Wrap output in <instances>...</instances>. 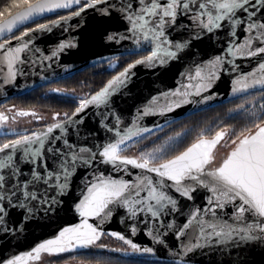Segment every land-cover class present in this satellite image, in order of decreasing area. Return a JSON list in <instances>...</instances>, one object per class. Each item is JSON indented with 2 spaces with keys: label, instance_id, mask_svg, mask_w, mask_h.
I'll return each instance as SVG.
<instances>
[{
  "label": "snow or ice",
  "instance_id": "snow-or-ice-1",
  "mask_svg": "<svg viewBox=\"0 0 264 264\" xmlns=\"http://www.w3.org/2000/svg\"><path fill=\"white\" fill-rule=\"evenodd\" d=\"M74 5L79 10H73L72 16H80L86 9H93L102 16L118 15L130 26L128 32L136 42H143L146 49L150 48L151 51L143 59L136 60L135 64H129L124 71L113 76L90 98L82 99L73 116H78L90 105H108L110 98L126 86L131 69L136 65H164L182 55L195 56L196 53L192 52L195 42L202 41L204 36L211 40V34L224 30L225 25H228L231 37L237 36V27L240 28V34L246 36L242 44L229 49L232 55L252 49L254 42L258 46L248 50L247 56L264 54V0H8L0 11V37L6 33L13 34L14 29L20 25L34 21L45 13L72 9ZM13 9L21 10L13 12ZM68 18L61 17V20ZM185 19L199 31L191 34L188 39L170 40L173 31L187 27L182 23ZM56 23L58 21H52L53 25ZM46 29L50 30L49 25L38 23L35 29L23 31L19 36L13 34L11 39L23 41L29 32ZM114 38L111 35L107 37L109 40ZM11 39L5 38L0 43V51L8 66L5 82L15 80L14 65L23 63L20 54L28 48V43L11 46ZM67 46L61 44L59 47L63 49ZM222 63L221 56H216L207 64L196 63L194 75L190 69L188 76L189 81L194 80L196 83L190 82L184 86L186 89L194 88V93L177 90L172 95L200 96L202 91L212 87ZM259 70L264 73V63L259 64ZM251 76L250 83L247 76L234 81L237 87L232 91L244 92L257 85L264 89V75L255 78L256 73H252ZM183 103L190 101L184 100ZM239 107L243 109L244 105ZM260 109L264 110V104L260 105ZM150 111L151 107H147L144 114ZM16 115L35 116V113L21 111ZM65 115L64 123H54L47 127L46 132L23 135L0 146V233L19 230L39 212L47 214L54 211L55 206L62 203V197L69 194L78 165L88 167L99 157L101 163L110 164L122 171H127L126 166L131 165L142 172L137 175L135 182L106 178L103 174L94 176L86 184V194L82 192L83 198L74 205V210L85 219L75 227L63 228L55 239L40 243L27 253V258L39 261L41 253H63L76 246L87 247L93 244L102 233L98 227L88 223L87 218L99 217L104 220L118 209H124L130 218L139 215L143 221L148 216L150 220L163 223L161 217L180 210L175 194L190 201L199 188L208 190L211 196L206 200L207 207L190 213L191 218L179 230V235H184V230L192 228L197 235L196 242L184 244L181 251L176 253L177 257L182 256L186 260L189 254L198 249L218 246L223 250L227 246V255L231 257L235 254L236 259L229 258L221 264H248L245 252L250 253L257 247L264 250V116L257 117L259 123L239 132L230 127H221L214 133L202 130L183 151L168 158L158 154L167 156L169 151L174 152L175 149L170 148V145L182 133L177 132L175 137H168L164 145L150 151L141 150L137 157L131 158L121 155L124 151L122 145L126 146V141L140 137L142 133H152L151 128H128L123 135L117 131L118 139L115 142L101 145L102 151H93L89 147L69 142L68 139H63L61 146L57 142L62 140V136L49 135L54 129H60L63 133L65 123L83 122L82 118L73 121L72 117ZM251 115L256 116V113ZM5 119L0 114V122ZM119 123L117 118L116 124ZM222 149L226 151L221 156L219 152ZM143 173H154L159 179ZM218 210L227 211V218L218 216ZM201 213L210 214V219H203ZM166 227L172 228V224ZM135 231L133 227L132 232ZM111 235L129 244L133 251H141L123 235L114 232ZM202 238L206 243H200ZM156 239L158 243H163L158 237ZM143 252L150 253L152 249L144 248ZM24 259L15 256L0 261V264H21ZM176 264H181V261L178 259Z\"/></svg>",
  "mask_w": 264,
  "mask_h": 264
},
{
  "label": "water",
  "instance_id": "water-1",
  "mask_svg": "<svg viewBox=\"0 0 264 264\" xmlns=\"http://www.w3.org/2000/svg\"><path fill=\"white\" fill-rule=\"evenodd\" d=\"M73 10L78 11V6L74 5L72 9H58L45 13L43 16L35 18L34 21H28L24 25H20L17 29H14V35L42 19L65 13L63 16L43 23L49 25L50 30L29 32V35L24 37L23 41L18 42L11 39L13 34L6 33L4 37H0V43H3L5 38L11 39V46L28 43V48L20 54L23 63L14 65L16 78L11 82H5L8 75V66L3 59V52L0 51V104L39 87L71 77L97 64L111 61L109 65L113 67L116 65L114 61L118 58L144 54L138 58L143 59L150 54L151 49H146L143 42L140 44L136 42L135 38L128 32L130 26L118 15L102 16L93 9H86L80 16H72ZM61 17L69 18L61 20ZM52 21H58V23L53 25ZM182 23L187 27L173 31L169 36L170 40L188 39L191 34L199 31L187 19L183 20ZM36 27L29 29H35ZM235 31L237 36L231 37L228 33V25H225L224 30L211 34V40L204 36L203 40L196 41V46L192 48V52L196 53L195 56L182 55L181 58L169 60L164 65L159 63L155 66L136 65L131 69L126 86L110 98L108 105L100 107L90 105L78 116H73L74 110L68 117H72L73 121H80L82 118L83 122L65 123L63 133L60 129H54L53 133L49 135L62 136V140L57 142L61 146L63 139H68L69 142L89 147L93 151H102L101 145L115 142L118 139L116 136L117 131H120V134L123 135L125 129L146 127L155 132L206 109L237 100L252 93L264 92V89H261L258 85L244 92L234 93L232 91L233 88L237 87L234 81L247 76L250 83L252 73H256L255 78L264 75L259 70V64L264 63V54L254 57H249L246 54L248 50L258 46L256 42L253 43L252 49H246L244 52H237L235 55L229 52L230 48L242 44L246 39V36L240 34L239 27ZM182 32L183 35H181ZM109 35L115 38L109 40L107 39ZM61 44L69 46L60 49ZM53 53H56V55H53ZM216 56H221L223 63L219 66L217 78L213 80L210 89L202 91L200 96L194 94L186 97L172 95L177 90L194 93V88L186 89L184 87L190 82L196 83L194 80L189 81V70L191 69L194 75L196 63L207 64L209 60L214 59ZM46 57L50 58L46 59ZM135 61L130 64H135ZM127 66L113 76L124 71ZM204 97H207V99H203ZM184 100H188L190 103H183ZM177 104H180V106L177 107ZM147 107H151V111L145 115L144 110ZM168 108L172 110L168 111ZM24 112L33 113V111ZM0 114L5 116V112L0 111ZM12 115H10L11 118ZM117 118L120 120L118 125L116 124ZM7 119L9 120V117L0 122V138L18 139L23 135L40 134L46 132L48 126L54 123H64L66 120V118L57 120L52 117L50 119L45 118V116L43 118L36 117V122L44 125L32 131H24L8 129L6 127ZM108 129H112V131ZM148 134L151 133H142L140 137H133L130 141H126V146ZM124 147L122 145V148ZM225 151L220 150L219 155L222 156ZM128 157L135 158L137 156L130 155ZM126 168L127 171H122L110 164L101 163L99 157L88 167L78 165V172L71 180L69 194L62 197V203L55 206L54 211L47 214L39 212L33 219L26 221L19 230L10 231L6 234L0 233V261L22 256L25 259L21 264H43L45 260L86 251L108 253L142 261H165L173 264H176L178 259L181 264H221L226 259H236L235 254L231 257L227 255V246L223 250L218 246L198 249L189 254L186 260L184 257H177L176 255L177 252L181 251L184 244L196 242L197 233L192 228L184 230V235H179V230L182 228L183 223L191 218L190 213L195 212L198 208L207 207L206 200L211 196V193L203 188H199L193 200L190 201L179 197V194H175L174 198L178 200L180 210L161 217L163 223L150 220L148 216H145L143 221L140 220L139 215L137 218H130L124 209H118L113 212L111 217L104 220L99 217L87 218L88 223L98 227V231L102 233L100 238L93 244L87 247L76 246L63 253H41L39 261L27 258V253L31 252L40 243L55 239L63 228L75 227L85 219L80 217L74 210V205L83 198L82 192L86 194V184L94 176L103 174L106 178L135 182L137 175L142 172V170L131 165L126 166ZM130 173L132 175H129ZM143 174L159 179L154 173ZM58 199L60 198L58 197ZM201 215L205 220L210 219V214L201 213ZM217 215L227 218L228 212L218 210ZM167 224H172V228H167ZM133 227L136 228L135 233L132 232ZM113 232L123 235L127 240H131L141 251H133L129 244L111 235ZM104 237H109L119 243L120 246L99 244ZM157 237L163 243H158ZM200 243L204 244L206 241L202 238ZM144 248H151L152 252H143ZM245 257L248 264H264V250L259 247L250 253L245 252Z\"/></svg>",
  "mask_w": 264,
  "mask_h": 264
},
{
  "label": "trees",
  "instance_id": "trees-1",
  "mask_svg": "<svg viewBox=\"0 0 264 264\" xmlns=\"http://www.w3.org/2000/svg\"><path fill=\"white\" fill-rule=\"evenodd\" d=\"M7 3L8 0H0V11L3 10ZM18 10L19 9H13V12ZM63 15H65V13L42 19L20 30L15 35L17 36L21 34V32L37 26L38 23L43 24ZM143 55L144 54L127 55L118 58L114 61L116 65L113 67L109 65L110 62L91 66L71 77L59 80L50 85L39 87L29 93L0 104V111L5 112V117H9V120L7 119L6 122V127L8 129L32 131L44 125L40 122H36V117L43 118L45 116V118L50 119L59 114L57 120L65 119V114H67V117L70 116L82 99H87L99 91L115 73L121 71L128 64ZM54 89L62 91H53ZM260 93L261 92L252 93L237 100L206 109L176 121L161 130L148 134L144 136V138L141 137L125 146L121 155L138 156L141 150L150 151L154 147L164 145L168 137H175L177 132L182 133V136L177 138L170 145V148L175 149L174 152L169 151L167 156L158 154L163 156V158H168V156L174 155L176 152L183 151L185 147L189 146L194 141L202 130L205 132L211 130V132L214 133V131L221 127H230L236 132H239L246 127H252L254 123L260 122L257 117L264 116V113H259L256 116L245 114L230 116L229 113L236 110V108L245 101L252 99L256 94ZM18 111H33L35 116H18L16 115ZM10 115H12V118ZM12 139L14 138H0V146ZM100 244L106 246H120L119 243L113 241L109 237H104ZM74 256L78 258L79 264H173L165 261H142L94 251L81 252Z\"/></svg>",
  "mask_w": 264,
  "mask_h": 264
},
{
  "label": "rangeland",
  "instance_id": "rangeland-1",
  "mask_svg": "<svg viewBox=\"0 0 264 264\" xmlns=\"http://www.w3.org/2000/svg\"><path fill=\"white\" fill-rule=\"evenodd\" d=\"M261 104H264V92L256 94L252 99L245 101L242 103V105H244L243 109L238 107L236 110L230 112L229 115L245 114L251 116V113H256V115L264 113V110L260 109Z\"/></svg>",
  "mask_w": 264,
  "mask_h": 264
},
{
  "label": "flooded vegetation",
  "instance_id": "flooded-vegetation-1",
  "mask_svg": "<svg viewBox=\"0 0 264 264\" xmlns=\"http://www.w3.org/2000/svg\"><path fill=\"white\" fill-rule=\"evenodd\" d=\"M86 252H90V251H86ZM74 255L75 254H70V255L60 256L58 258H53L51 260H45L43 264H79L78 258ZM46 261H49V262H46Z\"/></svg>",
  "mask_w": 264,
  "mask_h": 264
}]
</instances>
